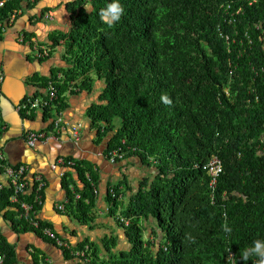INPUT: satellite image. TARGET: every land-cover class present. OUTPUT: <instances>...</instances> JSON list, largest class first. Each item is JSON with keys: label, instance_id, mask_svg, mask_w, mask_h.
<instances>
[{"label": "trees", "instance_id": "1", "mask_svg": "<svg viewBox=\"0 0 264 264\" xmlns=\"http://www.w3.org/2000/svg\"><path fill=\"white\" fill-rule=\"evenodd\" d=\"M121 2L125 12L113 26L98 15L107 0H92L96 11L81 10L69 32H58L53 45L43 44L51 48L41 59L46 61L64 41L67 67L57 72L62 79L53 74L41 87L52 82L57 88L51 107L59 112L67 108L66 93L91 94L96 82L103 83L99 102L87 111L98 141L113 135L108 154L121 149L124 159L138 157L157 174L142 181L122 213L128 226L117 216L121 185L112 187L117 198L109 193L110 214L125 229L130 249L115 252L113 236L101 243L86 240L79 250L86 251L89 263H76L68 250L66 259L74 264H232L233 256L237 264H253L239 255L254 239L264 238V0ZM38 3L7 2L0 7V24ZM163 94L171 105L162 102ZM48 114L55 113L48 110L45 118ZM4 133L1 128L0 140ZM213 157L223 166L215 187L204 170ZM75 169L84 187L72 174L65 176L64 212L88 224L97 195L85 176L90 174L96 185L98 177L91 164L77 163ZM13 193L10 187L0 192V215L14 231L36 234L19 218ZM20 199L33 203L34 189ZM35 207L39 213L41 206ZM150 219L156 227L148 232L144 221ZM225 222L231 234L223 231ZM0 256L4 264H18L1 231ZM40 257L44 262L47 256ZM35 260L41 264L39 257Z\"/></svg>", "mask_w": 264, "mask_h": 264}, {"label": "crops", "instance_id": "2", "mask_svg": "<svg viewBox=\"0 0 264 264\" xmlns=\"http://www.w3.org/2000/svg\"><path fill=\"white\" fill-rule=\"evenodd\" d=\"M80 1L82 0H39L38 5L30 11L25 10L24 6L23 15L20 14L0 40V71L4 75L0 94V114L3 124L6 125L5 133L0 140V151L5 153L9 162L29 165L34 173L44 175L47 187L38 214L61 239L68 242L74 250H79L86 240L101 243L105 238L113 236L117 238V248L114 251L118 252L130 249L131 245L125 229L110 214L109 191L112 187L121 185L119 203L122 204L117 214H122L125 211L123 207L125 205L129 207L139 192L142 181L146 178L152 179L157 171L134 156L112 162L108 148L113 135L98 141V131L87 117V111L93 104L99 102L103 83L96 82L91 93L95 94L94 97L87 92L71 95L69 92L66 93L67 108L61 111L67 126H64L54 139L39 142L35 147L27 143L25 134L28 131L54 129L52 120L57 112L51 108L49 111L55 114H48L49 117L45 118V112L42 111H36L31 115L18 111V106L25 100L47 99L49 89L41 87L42 81L53 74L62 79V73L57 72L67 67V62L63 58L66 52L64 41L54 48L51 58L41 61L35 57L30 38L42 45H53V37L58 32H69L73 27L74 18L81 10H86L84 5L89 1L81 4ZM74 12L77 13L76 16ZM47 15H50V19ZM26 37L29 40H26ZM78 127L80 139L76 140L73 129ZM59 157L70 158L83 165L91 164L93 171L97 173L98 195L92 212L93 221L88 224H82L74 216L57 210V205L66 203L68 198L61 170L51 169V165ZM68 173L72 174L80 188L84 187L76 169L66 171V175ZM0 180L4 183L6 181L2 172ZM144 223L148 232L156 227L154 219ZM0 231L15 248L18 264H35V258H40L41 255L53 259L54 264H74V260L76 263L81 262L78 258L68 261L64 250L35 233L14 231L10 220L4 215H0Z\"/></svg>", "mask_w": 264, "mask_h": 264}, {"label": "built area", "instance_id": "3", "mask_svg": "<svg viewBox=\"0 0 264 264\" xmlns=\"http://www.w3.org/2000/svg\"><path fill=\"white\" fill-rule=\"evenodd\" d=\"M13 0H3L0 2V7H4V5L7 2H10ZM21 14V11H15L9 20L4 23L0 24V37L4 35L7 32V29L11 26V24L16 20L18 15ZM34 45V52L35 56L38 59H44L50 56L51 48L46 45L40 44L38 41L31 40ZM4 83V76L0 71V94L2 91V85ZM49 96L47 99H35V100H25L23 103H21L18 106L19 113L25 114V115H31L32 113L36 111H42L47 112L49 109H51V103H53L58 98V90L54 86L53 83L49 84ZM64 118H63V112L59 111L55 115V117L52 120L54 129L52 130H41V131H28L25 134V140L31 147H35L39 142L47 141L50 139H54L56 135H58L63 129H64ZM6 130V125H3L1 122V114H0V130ZM79 132L80 127L73 129V135L76 140H79ZM55 136L53 137V135ZM125 157L124 152H122L121 149L114 150L110 153V159L112 162H118L120 160H123ZM77 166V162L75 160L65 157H59L52 165L51 169L61 170V178L62 180L66 176V171L75 169ZM204 170L207 171V173L211 177V187H215L218 181V178L223 173V166L222 162L218 157H213L210 159V161L205 165ZM0 172L5 177V183L0 180V192L5 187H10L13 190V195L11 196V202L14 204H18L21 208L19 218L24 219L29 224H31L35 230L36 234L39 236H42L43 238L53 242V244L57 247H60L62 250H68L71 251V246L68 242L61 239L60 236L50 227L48 226H42L41 219L39 217L38 211L36 210L37 205L42 206L43 205V194L47 187V180L45 179L44 175L42 173H34L29 165L26 164H17L12 165L5 153L3 151L0 152ZM87 178V181L91 184V186L94 189L95 195H98V189L97 185L94 183L93 178L90 174H86L85 176ZM34 189V202L28 203L21 201L20 196L21 194H24L28 190ZM69 189L71 192L75 193L74 186L70 185ZM109 193L112 195L113 198H117L118 194L115 192V190L112 188L110 189ZM76 199H81V195L75 193ZM121 196L118 197V200H120ZM66 203L57 205V210L64 212L66 210ZM122 223H125L126 226L129 225V221L126 219H120ZM75 257L84 258L85 252H72ZM43 258H40L41 264H54L53 259L46 257L44 262L42 261ZM0 264H4V257L0 256Z\"/></svg>", "mask_w": 264, "mask_h": 264}, {"label": "clouds", "instance_id": "4", "mask_svg": "<svg viewBox=\"0 0 264 264\" xmlns=\"http://www.w3.org/2000/svg\"><path fill=\"white\" fill-rule=\"evenodd\" d=\"M84 8L89 12L96 11V9L93 7L92 0H89V3L84 5ZM124 12H125V9H124V6H123L121 0H107L105 7L101 8L99 10L98 15H99L100 21L102 23H104L108 26H113L114 24L118 23L121 20L122 16L124 15ZM21 15H23V11H21ZM19 16L20 15H18V17ZM17 18H16V20H17ZM47 18L50 19V15H47ZM15 21L11 25H13L15 23ZM38 60H41V59H38ZM59 79H61V77H59ZM161 100L164 104H167V105L172 104V99L167 94H163L161 96ZM117 216L120 217V219L123 218L122 214H117ZM123 219H125V218H123ZM121 223H122V221H121ZM223 231L227 234L232 233V228L229 227L227 222H225L223 225ZM64 251H67V250H64ZM71 251L72 252H85L84 258L75 257L73 254H71V255L73 256L74 259L75 258L80 259L81 262L83 259H85L84 263L90 262L88 259L89 257L87 256L86 251L74 250L72 247H71ZM71 251H69V252L71 253ZM231 257H232V264H237L236 257H233V256H231ZM239 259H242L244 262H247L250 259H252L253 264H264V238L254 239L250 245H248L244 249L240 250Z\"/></svg>", "mask_w": 264, "mask_h": 264}, {"label": "rangeland", "instance_id": "5", "mask_svg": "<svg viewBox=\"0 0 264 264\" xmlns=\"http://www.w3.org/2000/svg\"><path fill=\"white\" fill-rule=\"evenodd\" d=\"M37 5H38V4H37ZM76 15H77V13L74 12V16H76ZM3 76H4V75H3ZM94 95H95V94H91V97H94ZM117 124H118V121H117ZM117 128H119V126H117ZM130 206H131V205H129V207L125 205V207H123V208L125 209V211H127V210L130 208ZM146 231H148V228H147ZM146 234H147V232H146ZM146 234H145V235H146Z\"/></svg>", "mask_w": 264, "mask_h": 264}, {"label": "water", "instance_id": "6", "mask_svg": "<svg viewBox=\"0 0 264 264\" xmlns=\"http://www.w3.org/2000/svg\"><path fill=\"white\" fill-rule=\"evenodd\" d=\"M10 163L12 164V165H16L15 163H13L12 161H10Z\"/></svg>", "mask_w": 264, "mask_h": 264}]
</instances>
